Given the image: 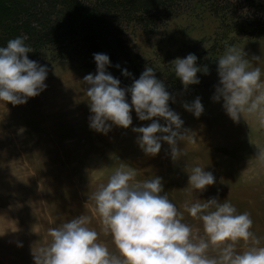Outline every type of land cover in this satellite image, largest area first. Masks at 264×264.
I'll return each instance as SVG.
<instances>
[{"label":"rangeland","instance_id":"rangeland-1","mask_svg":"<svg viewBox=\"0 0 264 264\" xmlns=\"http://www.w3.org/2000/svg\"><path fill=\"white\" fill-rule=\"evenodd\" d=\"M209 6L197 2L185 5L150 35L128 27L124 38L132 63L108 69L120 79L122 87L131 86L146 66L156 69L157 78L176 97V103L169 102L170 107L181 115L184 127L193 130L180 145L182 155L176 163L171 160L166 143L158 156H146L136 144L137 134L131 128L114 127L106 136L90 129L82 79L95 73L96 68L85 67L81 61L52 62L47 53L29 57L47 65V89L30 98L26 105L0 102V264H34L32 247L37 250L48 246L49 229L79 215L89 219L88 226L97 231L98 242L119 255L89 197L122 164L134 168L138 180L163 177L169 199L184 212L183 222L199 229L200 235H204L202 221L183 208L186 201L198 195L185 188V171L196 165H210L206 170L214 173L217 182L199 194L201 202L212 197L220 202L227 199L237 213L247 212L253 220L251 230L260 246H264V163L256 159L258 148L264 149V127L247 115L234 122L222 102L212 100L219 82L217 60L226 46L245 49L253 67L257 66L253 57H262L259 66L264 68V38L249 40L225 35L220 25L222 20L226 22V16H213ZM244 14L237 11V16ZM189 53L197 55L199 65H206L209 74L198 73L201 83L185 90L175 77L171 62ZM124 65H128L131 76L122 75ZM196 97L201 98L205 108L203 127L182 107ZM128 100L131 101L130 94ZM132 115L133 127L151 123L140 121L135 111ZM21 128L25 129L22 134ZM235 247L243 251L246 244L240 240ZM209 255L216 252L210 249Z\"/></svg>","mask_w":264,"mask_h":264},{"label":"clouds","instance_id":"clouds-1","mask_svg":"<svg viewBox=\"0 0 264 264\" xmlns=\"http://www.w3.org/2000/svg\"><path fill=\"white\" fill-rule=\"evenodd\" d=\"M26 40L27 37L19 36L0 46V102L7 105H26L30 98L47 89L49 69L29 59L33 49ZM93 55L96 72L82 79L90 129L106 136L114 127L131 128L137 134L136 144L146 156H158L166 143L170 146V158L176 163L182 155L180 145L193 130L185 128L181 115L170 107L169 102L176 103V97L157 78L156 69L146 66L131 86L122 87L120 79L108 71L112 66L110 57L103 53ZM247 57L245 49L226 46L217 60L219 82L212 100L222 102L225 113L234 122L247 115L264 127V68L259 66L262 57H253L257 61L255 67ZM171 64L185 90L201 83L198 73L209 74L206 65H199L195 53L177 57ZM122 75L132 74L124 68ZM182 107L197 119L205 111L200 97L184 102ZM133 111L140 121L151 123L133 127ZM24 131L19 129L21 134ZM256 159L264 163V149L258 148ZM209 166L196 165L185 171V188L198 195L186 201L183 208L202 221L204 235L183 222L184 212L169 199L163 177L138 180L137 171L122 164L89 197L95 202L104 232L112 236L119 255L98 242L97 231L88 226L89 219L79 215L50 228L48 246L37 250L32 247L34 264H264V246H260L259 238L251 230L253 220L247 212L237 213L227 199L220 202L212 197L201 202L199 194L217 182L214 173L206 170ZM240 240L246 244L243 251L235 247ZM210 249L216 255L210 256Z\"/></svg>","mask_w":264,"mask_h":264},{"label":"trees","instance_id":"trees-1","mask_svg":"<svg viewBox=\"0 0 264 264\" xmlns=\"http://www.w3.org/2000/svg\"><path fill=\"white\" fill-rule=\"evenodd\" d=\"M195 2L209 4L215 17L226 16L220 25L225 35L264 38V0H0V46L24 36L33 49L29 57L47 53L52 62L97 68L93 54L103 53L112 62L109 69H118L132 63L125 29L153 34L164 19Z\"/></svg>","mask_w":264,"mask_h":264},{"label":"bare ground","instance_id":"bare-ground-1","mask_svg":"<svg viewBox=\"0 0 264 264\" xmlns=\"http://www.w3.org/2000/svg\"><path fill=\"white\" fill-rule=\"evenodd\" d=\"M261 67H262V66H261ZM203 100H204V99H203ZM211 101H212V100H211ZM197 121H198V125H199L200 127L206 126L205 123H204V121L202 120V116H201ZM197 121H195V123H196Z\"/></svg>","mask_w":264,"mask_h":264}]
</instances>
